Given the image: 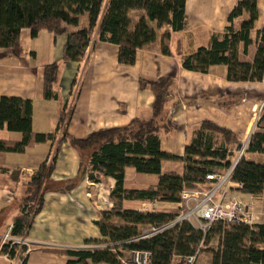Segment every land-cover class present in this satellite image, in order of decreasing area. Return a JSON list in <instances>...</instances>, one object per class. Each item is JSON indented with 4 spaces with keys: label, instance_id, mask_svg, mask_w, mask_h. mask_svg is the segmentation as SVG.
I'll return each mask as SVG.
<instances>
[{
    "label": "trees",
    "instance_id": "trees-1",
    "mask_svg": "<svg viewBox=\"0 0 264 264\" xmlns=\"http://www.w3.org/2000/svg\"><path fill=\"white\" fill-rule=\"evenodd\" d=\"M187 1L0 0V48L12 49L17 55H22L20 38L24 29L30 31L32 38H37L41 32L55 37L67 35L63 62L80 63L87 54L92 36L96 34L100 42L119 47L118 62L121 65L132 66L137 52L157 40L156 29L150 26V22L155 23L158 30L169 29L163 36L162 52L170 55L168 42L171 33L182 32L185 27ZM131 12L144 13L134 27ZM245 14L248 19L236 29L235 20ZM84 15H88V27L69 33L67 28L78 27ZM258 19V0L240 1L229 15L225 33L212 35L209 46L186 57L183 65L197 73H208L213 66L226 65L227 78L231 82H263L264 29L256 33L257 51L253 63L240 60L241 46L246 55L253 45L251 33ZM59 70L58 63L43 68L46 100L58 98L54 86ZM148 86L155 95L149 120H136L125 128L102 130L84 140L71 139L73 147L81 153H89L87 162L81 163L79 178H87L95 184L109 178L115 181V187L111 192L113 208L102 212L96 223L103 239L87 242L96 248L65 251L67 264H121V258L134 251L150 253L152 264H176L198 252L199 257L209 253L211 264H264V223L248 226L216 222L205 233L195 223H174L177 216L173 214L123 209L125 201L178 204L184 189L208 184L207 175L226 173L239 158L235 147L240 141L230 131L211 122L202 124L183 157L164 152L160 134L174 129L167 112L168 104L173 100V79L164 78ZM72 112H63L55 133L36 134L32 129V101L15 97L0 99V128L6 126L8 131L22 135L20 142L0 140V153L23 154L29 147L58 142L57 150L39 166L26 185L21 212L10 233L15 239L27 235L42 211L44 193L48 190L46 185L54 173L60 146L69 139L67 127ZM257 129L232 176V181L242 188L233 187L231 190L248 196L264 194V163L247 159V155L264 156V106ZM164 161L182 162L183 175L163 174ZM127 168L135 169L138 174L157 176V186L145 190L126 189ZM115 220L120 221V225ZM213 243H217L216 249L211 247ZM12 244L4 245L2 253L13 259L19 246ZM25 261L23 258L21 264Z\"/></svg>",
    "mask_w": 264,
    "mask_h": 264
},
{
    "label": "crops",
    "instance_id": "crops-1",
    "mask_svg": "<svg viewBox=\"0 0 264 264\" xmlns=\"http://www.w3.org/2000/svg\"><path fill=\"white\" fill-rule=\"evenodd\" d=\"M240 1L188 0L184 30L172 32L168 42L170 55L162 52L163 36L169 29L158 30L155 23L150 22L156 29L157 40L137 52L132 66L121 65L119 47L100 42L96 34L80 63L63 62L67 35L55 37L41 32L37 38H32L30 31L24 29L20 38L22 55L0 48V99L15 97L32 101L34 133H55L63 112L73 111L67 127L69 139L60 146L54 173L46 185L42 211L22 238L30 249L24 253L25 248L18 245L16 257L1 256L0 264H20L23 258L25 264H67L65 251L95 247L87 242L103 239L96 223L101 213L108 211L109 203L114 205L111 192L115 181L108 178L95 184L87 178H79L81 163L87 162L89 153H81L73 147L71 139L84 140L102 130L125 128L136 120H149L155 95L148 84L173 79V100L167 112L174 129L160 134L164 152L183 157L186 147L205 122L230 131L242 145L249 141L258 130L264 106V81L231 82L226 65L213 66L208 73L193 72L183 65L186 57L209 46L212 35L225 33L229 15ZM258 12L259 19L251 33L253 45L246 55L242 46L240 48L243 63L254 61L256 33L264 29V0H258ZM87 17H81L78 27H68V32L87 28L89 18L84 25L82 23ZM247 19L245 14L235 20L234 27L240 28ZM53 63L60 66L54 86L58 98L46 100L42 73L45 66ZM58 137L60 139L61 134ZM0 140L20 142L22 135L8 131L5 126L0 128ZM57 148L58 142L29 147L23 154L0 153V249L2 238L11 233L14 220L20 215L26 185ZM235 153H239L238 145ZM247 159L264 163V156L260 155H247ZM162 172L183 175L184 164L164 161ZM158 180L157 176L138 174L133 168L125 171L128 190L155 187ZM234 193L247 202H255V213L264 217V194L248 196L231 190L229 195ZM145 203L148 202L125 201L123 209L141 211ZM157 205L159 213L172 214L179 210L178 204ZM115 223L120 225L118 220Z\"/></svg>",
    "mask_w": 264,
    "mask_h": 264
},
{
    "label": "built area",
    "instance_id": "built-area-1",
    "mask_svg": "<svg viewBox=\"0 0 264 264\" xmlns=\"http://www.w3.org/2000/svg\"><path fill=\"white\" fill-rule=\"evenodd\" d=\"M248 142L244 143L240 155H244L248 146ZM235 164L224 174L212 173L207 175L206 185H198L195 188H186L182 191L180 203H178L181 213L176 217L174 223L188 221L195 223L196 227L207 232L216 222L227 224L242 223L253 226L258 222V216L255 213V202H247L241 198L239 194H230L233 187L242 188L240 184L232 181ZM28 173V171H25ZM142 211L157 213V203H145L142 205ZM113 208V204L109 203L108 211ZM6 235L1 242L0 257H9L8 254L2 253V247L10 242L17 245L27 246L26 241H19ZM92 249L95 247H84L81 249ZM199 252L193 256L185 257L176 264H197ZM121 264H152L151 254L143 251H134L125 254L121 258Z\"/></svg>",
    "mask_w": 264,
    "mask_h": 264
},
{
    "label": "rangeland",
    "instance_id": "rangeland-1",
    "mask_svg": "<svg viewBox=\"0 0 264 264\" xmlns=\"http://www.w3.org/2000/svg\"><path fill=\"white\" fill-rule=\"evenodd\" d=\"M131 13L132 14L130 16H131V19H132V25H135L139 21V19L144 15V13H142V12H131ZM86 19H88V17L82 19L83 25L86 23ZM87 22H88V20H87ZM154 25H156V24H154ZM142 209H145V208L141 207V211H142ZM180 213H181L180 210L172 211V214H178L179 215ZM258 218H259L258 219V222L259 223L264 222V217H261V216L259 217L258 216ZM9 234H10V232H9ZM19 241L21 242V241H24V240L23 239H20ZM21 243H23V242H21ZM211 247L214 248V249H216L217 248V243H213L211 245ZM19 248H20V246H19ZM22 248H25L24 249L25 250L24 253H26V251H28L27 246H22ZM211 261H212V256L209 253H204V254H201L200 255L197 264H211ZM22 262H23V260L21 261V263ZM1 264H5V263H1Z\"/></svg>",
    "mask_w": 264,
    "mask_h": 264
},
{
    "label": "water",
    "instance_id": "water-1",
    "mask_svg": "<svg viewBox=\"0 0 264 264\" xmlns=\"http://www.w3.org/2000/svg\"><path fill=\"white\" fill-rule=\"evenodd\" d=\"M242 149H243V145L242 144L238 145V152H239V154L242 151ZM241 157H242V155L239 156L237 162L235 163V167H236L237 163L239 162V160L241 159Z\"/></svg>",
    "mask_w": 264,
    "mask_h": 264
}]
</instances>
